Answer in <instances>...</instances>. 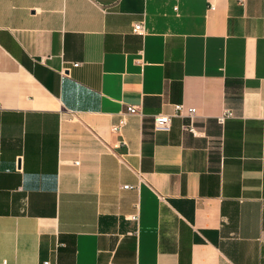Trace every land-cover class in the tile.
I'll use <instances>...</instances> for the list:
<instances>
[{
	"label": "crops",
	"instance_id": "1",
	"mask_svg": "<svg viewBox=\"0 0 264 264\" xmlns=\"http://www.w3.org/2000/svg\"><path fill=\"white\" fill-rule=\"evenodd\" d=\"M44 262L264 264V0H0V264Z\"/></svg>",
	"mask_w": 264,
	"mask_h": 264
},
{
	"label": "built area",
	"instance_id": "2",
	"mask_svg": "<svg viewBox=\"0 0 264 264\" xmlns=\"http://www.w3.org/2000/svg\"><path fill=\"white\" fill-rule=\"evenodd\" d=\"M133 31L135 33H139V34H145L146 28H145L144 23L142 22V23L135 24L133 27ZM74 66H77V65H74ZM184 109L185 108L183 105H176L174 107L175 113H178V114H183ZM126 112L128 114H131V115L139 114L138 109L133 107V106L128 107ZM186 112H187L186 117L189 118V122L184 123L182 125V130L184 132L191 133L192 135H194L196 137H198V136L200 137L202 134L198 130V127L196 126V122H195V119L197 116V110L195 108H187ZM231 117H233V112L226 109V110H224V112L221 115H219L217 117V122L220 125H223L226 122V120L231 118ZM171 118H172V115H166V114H159V115L155 116L154 117V128H155V130L169 131L170 127H171ZM122 125H124V122H122V124L116 128V131H119ZM123 188L124 189H131V188H133V186L127 185V186H124ZM43 264H49V262H44Z\"/></svg>",
	"mask_w": 264,
	"mask_h": 264
}]
</instances>
